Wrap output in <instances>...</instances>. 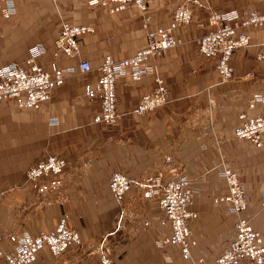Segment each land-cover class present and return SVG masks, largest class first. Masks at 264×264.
<instances>
[{
	"label": "crops",
	"instance_id": "0c3cea01",
	"mask_svg": "<svg viewBox=\"0 0 264 264\" xmlns=\"http://www.w3.org/2000/svg\"><path fill=\"white\" fill-rule=\"evenodd\" d=\"M12 2L14 11L0 17V64L23 63L38 51L41 67L61 69L64 76L36 105L21 107L14 97L0 99L2 250L12 251L19 235L53 231L62 218L78 232L80 243L59 253L43 243L26 264H102L104 257L113 264H213L233 239L236 218L221 199L227 186L217 174L219 161L241 182L245 206L239 214L261 233L264 244L259 208L264 132L258 146L235 134L247 118L264 116V36L257 26L238 27L247 42L232 50V75L225 81L217 77L215 58L203 55L194 41L208 29V8L241 16L251 9L264 12V0H145L141 9L117 10L89 0ZM181 2L190 6V18L173 27L176 43L154 58L167 100L137 113L139 97L154 86L153 75L133 81L120 74L114 79L117 119L95 120L100 112L96 65L107 55L132 54L144 44L148 30L169 25ZM62 21L88 27L78 41L89 70L79 71L77 58L55 46ZM50 117L56 122L50 123ZM46 154L62 158L65 172L58 187L39 189L24 180V171ZM157 162L164 163L167 179L178 171L189 177L187 253L169 240L165 215L145 187L131 185L121 199L108 187L112 170L147 180L156 174L152 167Z\"/></svg>",
	"mask_w": 264,
	"mask_h": 264
},
{
	"label": "built area",
	"instance_id": "2783aa9c",
	"mask_svg": "<svg viewBox=\"0 0 264 264\" xmlns=\"http://www.w3.org/2000/svg\"><path fill=\"white\" fill-rule=\"evenodd\" d=\"M144 2L145 0H89V3L106 6L109 10H117L125 6L141 9L144 7ZM13 11L12 0H0V17H5ZM190 12L188 3L181 2L174 7L169 25L148 30L144 44L132 54L118 58L109 55L103 57L95 67L100 75V112L96 115V119L112 121L115 117L114 79L120 74L127 73L131 80H137L146 73L153 75L154 86L139 97L134 108L136 112L156 107L167 100L165 87L156 72L154 58L165 53L176 43L172 29L178 24L187 22ZM206 23L208 29L195 37L197 49L203 55L215 58L214 68L217 77L219 81H225L232 75V67L228 63L230 53L235 47L247 42V34L236 30L243 25H253L259 27L261 35L264 36V12L251 9L237 16L232 11H214L208 8ZM87 29L88 27L83 24L62 21L53 40L60 53L77 58L79 71H87L91 68L89 63L80 57L79 51L78 37ZM35 53L24 59L23 63L9 61L0 64V99L14 97L21 107L33 106L47 99L52 87L62 81L63 71L61 69L51 71L41 67L36 61ZM49 122L55 123L56 119L50 117ZM237 131L247 135L256 145L260 144L264 131V116L255 115L247 118ZM64 172L63 159L46 154L42 161L24 171V180L32 182L39 189L56 188L60 185ZM226 176L228 187L224 199L227 202V209L236 215L235 233L229 244L223 247L215 257L213 264H264V244L261 243V233L253 229L247 219L239 214L245 206L243 191L232 172H227ZM188 180L185 175H179L166 181H161L156 176L144 182H137L139 187H145L147 194L155 196L158 192L161 196L159 203L170 226L169 240L178 243L183 253H187L189 244L186 218L190 212L183 209L192 196L186 186ZM130 181L131 179L118 172L112 173L108 181L109 190L116 199H119ZM259 208L262 210L264 220V195L260 198ZM122 211L123 206H120L119 214ZM43 243L52 252L59 253L68 245H78L80 237L78 232L61 218L55 224L53 231L19 235L10 252L0 248L2 264H26L32 261L35 252ZM101 262L113 264L106 257L102 258Z\"/></svg>",
	"mask_w": 264,
	"mask_h": 264
},
{
	"label": "rangeland",
	"instance_id": "374dc122",
	"mask_svg": "<svg viewBox=\"0 0 264 264\" xmlns=\"http://www.w3.org/2000/svg\"><path fill=\"white\" fill-rule=\"evenodd\" d=\"M52 1V0H51ZM198 36V35H197ZM194 41H195V38H194ZM196 43V42H195ZM232 67V66H231ZM158 74V73H157ZM159 76V75H158ZM154 108V107H153ZM153 108H150V109H153ZM150 109H146V110H144V111H142V112H137V113H139V114H141V113H144V112H146L147 110H150ZM117 117H118V112L116 111V115H115V117L113 118V120L112 121H107V122H113V121H115L116 119H117ZM95 118V120H98V121H106V120H104V119H96V116L94 117ZM264 132V131H263ZM235 134L236 135H240V136H243V137H245V138H247V139H249V141L251 142V143H253L254 145H256L254 142H252L251 141V139L247 136V135H245V134H243V133H240L239 131H237V129L235 130ZM261 143V142H260ZM258 145H260V144H258ZM257 145V146H258ZM219 165H220V167H219V169L217 170V174L219 175V176H221V177H223L224 178V180H225V182H226V186L228 187V181H227V176H226V173L227 172H232L233 174H234V172L229 168V167H227L225 164H223V161H219V163H218ZM30 166H32V165H30ZM29 166V167H30ZM28 168V167H27ZM26 168V169H27ZM152 168H156V174L155 175H153L152 177H156V176H158L160 179H161V181H166V180H168L167 178H166V176H162L163 174H162V172H163V169H164V163L163 162H157V163H155L154 165H153V167ZM25 169V170H26ZM143 171H147V170H143ZM115 172H118V173H120V174H122L123 176H125V174H123V173H121L120 171H117V170H112L111 172H110V174H109V177H110V175H112V173H115ZM144 173V172H143ZM140 174H142V173H140ZM175 174V177L176 176H179V175H185L188 179H189V177L185 174V173H183V172H177V173H174ZM235 175V174H234ZM109 177H108V181H109ZM126 178H128V179H131V181L129 182V186L126 188V190L125 191H127L128 190V188L131 186V185H133V186H138V184H137V182L138 181H141V182H144L146 179H144V178H140V177H128V176H125ZM235 177H236V179H237V182H238V184H239V186L241 187V189H242V191H243V188H242V185H241V182L238 180V178H237V176L235 175ZM174 178V177H173ZM132 180H134V181H132ZM186 186H187V188L189 189V191L191 192V190H190V188H189V180L187 181V183H186ZM139 187V186H138ZM142 188V187H141ZM160 193H161V191H160ZM124 194H125V192H124ZM123 194V195H124ZM192 194V193H191ZM122 195V196H123ZM225 195V194H224ZM224 195H222L221 196V199L222 200H224L225 201V199H224ZM244 196V195H243ZM155 199L157 200V202H158V204H159V206L161 207V205H160V203H159V199H160V195H159V193L157 192L156 194H155ZM191 198H192V196H191ZM119 199H121V198H119ZM188 203H186V205H187ZM186 205H184L183 206V209H185V210H187V208H186ZM161 209H162V207H161ZM162 211H163V209H162ZM189 211V210H188ZM163 213H164V211H163ZM164 215H165V213H164ZM165 218H166V215H165ZM166 220H167V218H166ZM167 222H168V220H167ZM168 225H169V222H168ZM170 227V226H169Z\"/></svg>",
	"mask_w": 264,
	"mask_h": 264
},
{
	"label": "bare ground",
	"instance_id": "6f19581e",
	"mask_svg": "<svg viewBox=\"0 0 264 264\" xmlns=\"http://www.w3.org/2000/svg\"><path fill=\"white\" fill-rule=\"evenodd\" d=\"M231 54V53H230ZM230 56V55H229ZM228 63H229V59H228ZM230 64V63H229ZM231 66V65H230ZM131 80V79H130ZM138 80V79H137ZM133 81H135V80H133Z\"/></svg>",
	"mask_w": 264,
	"mask_h": 264
}]
</instances>
